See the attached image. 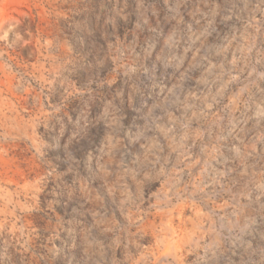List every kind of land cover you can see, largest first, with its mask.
Segmentation results:
<instances>
[{
	"label": "rangeland",
	"instance_id": "374dc122",
	"mask_svg": "<svg viewBox=\"0 0 264 264\" xmlns=\"http://www.w3.org/2000/svg\"><path fill=\"white\" fill-rule=\"evenodd\" d=\"M0 264H264V0H0Z\"/></svg>",
	"mask_w": 264,
	"mask_h": 264
}]
</instances>
